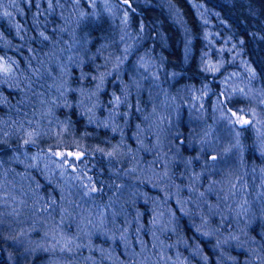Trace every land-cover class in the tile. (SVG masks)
<instances>
[{
	"label": "clouds",
	"instance_id": "obj_1",
	"mask_svg": "<svg viewBox=\"0 0 264 264\" xmlns=\"http://www.w3.org/2000/svg\"><path fill=\"white\" fill-rule=\"evenodd\" d=\"M21 2L0 0L23 42L0 33V89L20 96L0 117V143L12 153L0 155V264H213L182 221L218 264H264V80L255 70L241 61V71L222 73L221 59L209 76L205 52L204 75H190L189 59L163 54L173 46L157 49L159 37L133 29L128 0H87L90 10L81 0H47V9L36 0L60 21L53 38L34 15L48 45L40 52L6 11L23 14ZM159 3L175 28L178 10ZM21 47L25 67L8 54Z\"/></svg>",
	"mask_w": 264,
	"mask_h": 264
},
{
	"label": "trees",
	"instance_id": "obj_2",
	"mask_svg": "<svg viewBox=\"0 0 264 264\" xmlns=\"http://www.w3.org/2000/svg\"><path fill=\"white\" fill-rule=\"evenodd\" d=\"M53 2L55 3V0ZM153 2L157 4V8L147 12L138 6L135 0H128L131 7L127 4H123V7L128 11L134 30H139L143 24L152 37H159L154 42L157 49L162 47L161 41L163 44L173 46V54L163 53L169 61L175 63L183 56L189 59L192 64L189 74L203 76L204 74L200 72L198 65L203 58L202 53L207 52L208 59L205 60V66L209 69V76H211L212 67L214 69L218 61L223 59L227 63L224 69H221L222 73L225 69L229 72L241 71L244 67L241 61H246L260 76L261 80H264V0H227V2L225 0H171L173 12L178 10V19L180 20V23L175 24V28L172 23H169V19L176 20L177 17L169 13L168 6L159 3V0H153ZM81 6L85 10H90L87 0H81ZM19 7L23 10V14L11 8L6 11L11 13L16 23L31 33L34 38L29 41L31 46L37 51H46L48 45L45 44L41 48L39 33L33 22V17L35 15L38 21L42 22L41 30L53 38H55L53 36L54 29L60 23L59 19L51 13L39 12L36 0H27V2L22 0ZM47 7V0H41L40 8L47 9ZM161 7L168 15H161L159 11ZM160 22H162V26ZM0 33L13 44H23L16 36L15 28L9 24L8 18L2 15H0ZM182 37L183 39H181ZM178 39H181V44L180 49L176 51L175 42ZM3 52L4 49L0 48V54ZM8 54L15 56L20 62V66L25 67L24 57L29 55L26 47H21L18 52L10 49ZM237 54L239 58L234 61V66L229 67L228 64L233 63V57ZM83 70L86 73L95 74V69L91 65ZM71 71L74 76L79 77V68H72ZM88 80L91 81V75H89ZM108 87L109 92H111V82H109ZM0 94H2L0 99L4 100V103H0V117H5L10 112V108L7 106L8 102L15 104L20 96L18 92L9 90L7 86L0 89ZM180 140H183V137ZM15 143V139L9 140V144L15 145ZM5 154H12L11 150L8 145L0 143V155ZM169 206L175 207L173 203ZM138 210H141V213L145 211L143 205ZM150 215L152 218V214ZM176 215H179L178 211ZM142 223L147 225L146 217ZM187 223L188 221L181 222V231L187 237L197 239L202 251L209 255L208 247L203 241H200L196 236H189L192 232L194 235V230L187 229L185 227ZM144 238L146 240L148 236Z\"/></svg>",
	"mask_w": 264,
	"mask_h": 264
},
{
	"label": "rangeland",
	"instance_id": "obj_3",
	"mask_svg": "<svg viewBox=\"0 0 264 264\" xmlns=\"http://www.w3.org/2000/svg\"><path fill=\"white\" fill-rule=\"evenodd\" d=\"M120 2L121 3H123V0H120ZM123 4H127V5H129V3L127 2V3H123ZM212 69H213V67H212ZM12 154H5V155H2L5 159H7L9 156H11ZM173 204H174V206L176 207V205H175V203L173 202ZM170 207V206H169ZM149 212H150V214H152V211H151V208L148 210ZM139 212L141 213V210H139ZM148 215V216H146V218H150V216L151 215ZM148 223L149 222H147V225H148ZM189 236H191V237H194V235H193V232L189 235ZM145 239V238H144ZM150 239H151V237L150 236H148V239H146V241H150ZM197 243H198V240L197 239H194ZM206 247H210L211 245H205ZM202 249V248H201ZM209 252V251H208ZM203 255L204 256H207L209 259H210V257H209V255H206L204 252H203ZM213 264H218V259L217 258H214V263Z\"/></svg>",
	"mask_w": 264,
	"mask_h": 264
},
{
	"label": "bare ground",
	"instance_id": "obj_4",
	"mask_svg": "<svg viewBox=\"0 0 264 264\" xmlns=\"http://www.w3.org/2000/svg\"><path fill=\"white\" fill-rule=\"evenodd\" d=\"M173 208L175 209L176 207H173ZM150 219H151V217H150L149 219L146 218L147 222H149ZM186 225H187V224H186ZM186 225H185V227H186ZM186 228H187V227H186ZM209 257H210V259L212 260L213 263H214V258H217V259H218L217 256H213L212 253H210V252H209Z\"/></svg>",
	"mask_w": 264,
	"mask_h": 264
},
{
	"label": "snow or ice",
	"instance_id": "obj_5",
	"mask_svg": "<svg viewBox=\"0 0 264 264\" xmlns=\"http://www.w3.org/2000/svg\"><path fill=\"white\" fill-rule=\"evenodd\" d=\"M69 155H73L72 153H69ZM75 155L79 156V153H76Z\"/></svg>",
	"mask_w": 264,
	"mask_h": 264
}]
</instances>
